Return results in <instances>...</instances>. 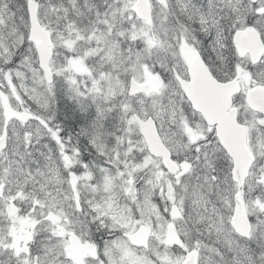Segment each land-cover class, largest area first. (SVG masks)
Listing matches in <instances>:
<instances>
[{"label": "snow or ice", "instance_id": "snow-or-ice-1", "mask_svg": "<svg viewBox=\"0 0 264 264\" xmlns=\"http://www.w3.org/2000/svg\"><path fill=\"white\" fill-rule=\"evenodd\" d=\"M0 264H264V0H0Z\"/></svg>", "mask_w": 264, "mask_h": 264}]
</instances>
